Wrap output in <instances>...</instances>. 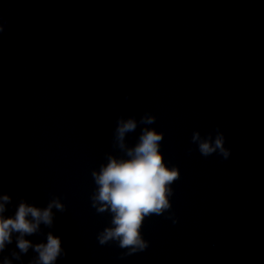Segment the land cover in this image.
Masks as SVG:
<instances>
[{
  "label": "clouds",
  "instance_id": "clouds-1",
  "mask_svg": "<svg viewBox=\"0 0 264 264\" xmlns=\"http://www.w3.org/2000/svg\"><path fill=\"white\" fill-rule=\"evenodd\" d=\"M4 31L5 22H0V33ZM156 119L149 112H145L139 120L135 116H118L112 146L123 156L106 153V163L91 172L96 186L90 196L91 206L98 214L108 212L111 215L110 225L98 232L96 239L101 246L116 242L119 248L126 249L121 259L143 252L150 246L142 234L146 218L168 213L165 218L172 220L173 224L178 223L175 213L170 211V198L174 194L172 185L180 179L181 174L178 167L168 166L160 151L164 133L145 126L133 146H129L126 140L127 135L135 132L139 125H152ZM225 139L219 126L214 136L212 132L201 135L199 130H194L191 135V143L205 158L215 153L227 160L231 149L225 147ZM187 151L191 154L193 149L189 147ZM11 202V196L0 194V253L13 243L14 238L18 251L13 250L10 256H4L2 264H13L14 260L23 264L22 255L27 254L29 249L36 255L28 264H56L58 258L67 255L61 238L51 231L46 234V243L34 244L25 238L40 234L41 225L53 227V209L61 213L67 211L59 196H52L43 208L20 199L15 214L6 217V206Z\"/></svg>",
  "mask_w": 264,
  "mask_h": 264
},
{
  "label": "water",
  "instance_id": "water-1",
  "mask_svg": "<svg viewBox=\"0 0 264 264\" xmlns=\"http://www.w3.org/2000/svg\"><path fill=\"white\" fill-rule=\"evenodd\" d=\"M228 264H264V166Z\"/></svg>",
  "mask_w": 264,
  "mask_h": 264
}]
</instances>
